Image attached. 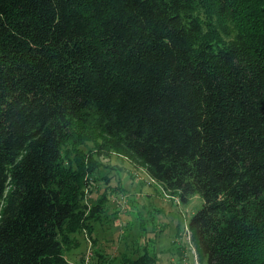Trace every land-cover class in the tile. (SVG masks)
Listing matches in <instances>:
<instances>
[{
	"label": "trees",
	"instance_id": "1",
	"mask_svg": "<svg viewBox=\"0 0 264 264\" xmlns=\"http://www.w3.org/2000/svg\"><path fill=\"white\" fill-rule=\"evenodd\" d=\"M110 153L199 200V264H264V0H0V264L158 262L96 243Z\"/></svg>",
	"mask_w": 264,
	"mask_h": 264
},
{
	"label": "rangeland",
	"instance_id": "2",
	"mask_svg": "<svg viewBox=\"0 0 264 264\" xmlns=\"http://www.w3.org/2000/svg\"><path fill=\"white\" fill-rule=\"evenodd\" d=\"M105 159L102 163L111 168L96 171L92 192L84 198L89 207L100 197L105 199L100 212L102 222L93 225L96 243L110 255H115L120 247L127 252L134 249L136 253H141L140 246L146 244L148 253L149 249L155 255L160 251L156 264H199L194 244L185 227L182 232V226L200 207L199 200L193 197L187 204H179L159 183L149 179L145 167L133 157L110 153ZM103 176L107 179L105 190H102ZM96 183L97 187L94 188ZM116 185L120 189L115 188ZM171 202L174 203L172 207L169 205ZM145 221L147 225L143 224L142 228L134 225L139 226ZM151 229L153 232L149 233ZM77 239L76 247L65 255L71 264L87 259L92 252V247L88 249L86 246L81 251L79 243L83 245V241L80 237ZM183 243L184 250L180 249L184 248Z\"/></svg>",
	"mask_w": 264,
	"mask_h": 264
}]
</instances>
